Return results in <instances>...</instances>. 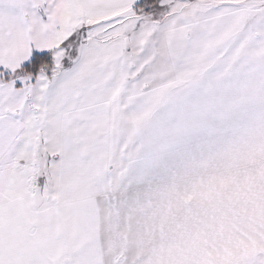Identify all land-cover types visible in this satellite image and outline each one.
I'll list each match as a JSON object with an SVG mask.
<instances>
[{
    "label": "snow or ice",
    "instance_id": "1",
    "mask_svg": "<svg viewBox=\"0 0 264 264\" xmlns=\"http://www.w3.org/2000/svg\"><path fill=\"white\" fill-rule=\"evenodd\" d=\"M0 264H264V0H0Z\"/></svg>",
    "mask_w": 264,
    "mask_h": 264
}]
</instances>
